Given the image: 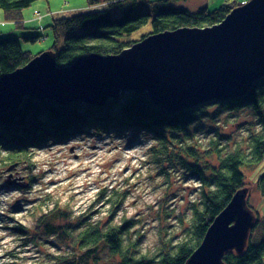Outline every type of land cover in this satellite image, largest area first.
<instances>
[{"label":"trees","instance_id":"16d2710c","mask_svg":"<svg viewBox=\"0 0 264 264\" xmlns=\"http://www.w3.org/2000/svg\"><path fill=\"white\" fill-rule=\"evenodd\" d=\"M35 1L0 0V10L4 11L9 21L22 26V10ZM175 1L86 0L88 7L103 6L55 14L45 27L51 31L53 38L47 50L54 52L57 66L65 67L90 54L119 53L138 40L132 39L131 35L147 24H150L149 30L140 39L150 33L180 27L212 26L237 6L234 1L226 0L212 11H208L206 6L189 10L175 6ZM115 9L117 14H114ZM39 37L22 35L24 40L32 42ZM39 53L24 50L15 36H0V77L22 67ZM210 107L216 108V112L210 113ZM243 108L250 109L258 127L248 133L246 148L236 146L223 152L224 147H216L218 142L213 141L210 151H205L206 158H202L192 143L195 140V125L207 117L214 119L221 110L239 111ZM86 128L148 131L156 141L148 147V151L157 159L167 158L170 154L167 143L171 146V139L178 138L176 156L183 168L196 175L201 190L198 202L191 207L190 235L173 244L163 242V247L154 255L141 253V235L134 236L132 232L135 223L118 216L125 195L112 188L101 189L97 200L107 208L108 215L104 219L89 221L84 218L78 227L70 230L69 223L65 222L69 218L66 211L56 208L42 218L40 224L47 234L57 233L66 241H73L76 247L75 253L54 256L50 263L45 264H92L102 254L111 258L106 264H185L213 219L234 193L247 187L248 173L264 161V76L241 96L209 97L202 103L176 112L154 105L147 93L133 91L122 92L104 105L75 100L60 106L49 100L25 98L19 109L0 115V148L6 150L3 161L13 165L28 160L29 147L85 133ZM212 155L216 156L213 163L208 159ZM254 186L264 196V171L254 181ZM255 230L260 234L256 242L251 240ZM222 263L264 264V215L251 230L243 251L227 250L222 256Z\"/></svg>","mask_w":264,"mask_h":264},{"label":"rangeland","instance_id":"374dc122","mask_svg":"<svg viewBox=\"0 0 264 264\" xmlns=\"http://www.w3.org/2000/svg\"><path fill=\"white\" fill-rule=\"evenodd\" d=\"M225 1L178 0L173 4L189 10L206 6L212 11ZM228 1L241 5L248 0ZM89 8L86 0H37L21 12L22 27L9 21L0 10V36H15L24 50L36 54L52 44V33L45 28L52 14ZM34 10L45 15L41 21L31 19ZM117 13L115 9L114 14ZM149 25L131 38L139 39ZM23 34L40 37L32 42L24 40ZM208 111L214 113L216 108L210 107ZM195 128L192 143L202 158H206L205 151H210L213 141L218 142L216 147H224L223 152L236 146L245 149L248 133L258 129L249 108L221 110L214 119L204 118ZM152 137L148 131L127 128H86L85 133L29 147V159L13 165L3 161L6 150L0 148V264H45L54 256L75 253L73 241H66L57 233L47 234L40 224L42 218L56 208L66 211L69 218L65 222L70 230L84 218L104 219L107 208L97 200L101 189L112 188L125 195L118 216L135 223L132 232L134 236L141 235V253L154 255L163 242L173 244L188 237L191 207L200 198L198 179L183 168L176 156L178 138H170L171 146L167 143L169 156L157 159L148 151L156 142ZM208 159L213 163L216 156ZM263 171L264 161L248 173L247 180V203L259 217L264 215V196L256 190L254 181ZM259 237L257 230L251 234L254 242ZM110 260L108 254H102L92 264H106Z\"/></svg>","mask_w":264,"mask_h":264},{"label":"water","instance_id":"95a60500","mask_svg":"<svg viewBox=\"0 0 264 264\" xmlns=\"http://www.w3.org/2000/svg\"><path fill=\"white\" fill-rule=\"evenodd\" d=\"M263 75L264 0H248L212 26L150 33L117 54H90L65 67L42 51L0 77V115L25 98L104 105L125 91L147 93L176 112L209 97L241 96ZM247 195L248 188L232 196L185 264H223L227 250L243 251L256 223Z\"/></svg>","mask_w":264,"mask_h":264},{"label":"bare ground","instance_id":"6f19581e","mask_svg":"<svg viewBox=\"0 0 264 264\" xmlns=\"http://www.w3.org/2000/svg\"><path fill=\"white\" fill-rule=\"evenodd\" d=\"M177 1H178V0H177ZM246 2H247V1H246ZM102 6H103V5H102ZM237 6H239V5H237ZM237 6H236V7H237ZM92 8H96V7L94 6V7H92ZM234 8H235V7H234ZM22 11H23V10H22ZM49 12H50V11H49ZM49 12H47V13H48V14H52L51 12H50V13H49ZM59 13H60V12H59ZM59 13H56V14H59ZM68 13H70V11H69V12H66V14H68ZM53 15H54V14H52V17L55 16V15H54V16H53ZM44 16H45V15L41 14L39 10H34L31 19H32V20H36V21H41V20L43 19ZM22 23H23V19H22ZM21 27H22V26H21ZM206 27H208V26H206ZM141 39H142V38H141ZM138 40H140V38H139ZM138 40H137V41H138ZM27 63H28V62H27ZM263 76H264V75H263ZM263 76H262V77H263ZM260 78H261V77H260ZM260 78H259V79H260ZM257 80H258V79H257ZM257 80H256V81H257ZM256 81H255V82H256ZM255 82H254V83H255ZM250 88H251V87H250ZM250 88H249V89H250ZM249 89H248V90H249ZM247 92H248V91H247ZM247 92H246V93H247ZM207 99H208V98H205L204 101H206ZM202 102H203V101L198 102V103H202ZM186 108H190V106H188V107H186ZM248 187H249V186L244 187V188H241L240 190H242V189H247ZM234 194H235V193H234ZM230 200H231V199H230ZM246 202H247V201H246ZM228 203H229V202H228ZM228 203H227V204H228ZM247 205H248V203H247ZM248 206H249V205H248ZM249 207H250V206H249ZM252 210H253V209H252ZM253 211L255 212V215H256V223H255V225H254V227H255V226L257 225L258 221L260 220V218H261L262 216L259 217L257 211H255V210H253ZM210 224H211V223H210ZM208 227H209V226H208ZM208 227H207V228H208ZM254 227H253V228H254ZM253 228H252V229H253ZM252 229H251V230H252ZM205 232H206V231H205ZM250 233H251V231H250ZM250 233H249V236H250ZM249 236H248V239H249ZM247 241H248V240H247ZM200 242H201V241H200ZM199 244H200V243H199ZM193 251H194V250H193Z\"/></svg>","mask_w":264,"mask_h":264}]
</instances>
